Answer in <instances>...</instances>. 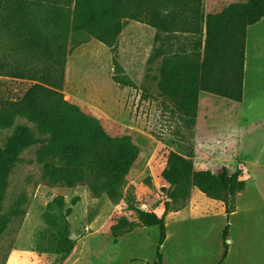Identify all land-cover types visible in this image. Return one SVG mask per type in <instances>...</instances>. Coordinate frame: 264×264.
I'll use <instances>...</instances> for the list:
<instances>
[{"label": "rangeland", "instance_id": "374dc122", "mask_svg": "<svg viewBox=\"0 0 264 264\" xmlns=\"http://www.w3.org/2000/svg\"><path fill=\"white\" fill-rule=\"evenodd\" d=\"M90 1L117 0L78 3L81 6ZM122 1L146 5L145 0ZM245 1L179 0L173 4L177 6L173 13L193 16L198 24L205 21L207 13H219ZM80 6L74 5V0H0V67L6 66L4 72L22 71L27 76L26 80L0 76V102L22 98L34 84L32 79L44 70L32 54L22 52L30 31L39 29L51 35L54 14L73 19ZM155 6L147 15L145 6V24H159L154 15L164 14L161 11L169 7ZM196 35L201 38L200 31ZM129 41L125 36L121 58L89 34L72 31L63 85L67 101L98 118L111 136L130 135L142 148L144 156L128 176L124 195L133 196L142 210L163 215L169 201L164 190L169 185L162 172L172 151L193 155V161L199 157L200 163L210 161L215 169L229 166L244 172L243 163L248 169L247 191L237 198L238 213L231 220L222 211L223 204L197 189L185 209L168 215L163 264H264V20L248 32L244 103L204 97L195 120L173 114L167 104L156 102L155 84H151L150 96L142 95L121 59L143 63L147 52L130 50ZM211 134L226 137L227 145L206 152L210 149L204 142ZM8 136L0 135V145ZM39 148L23 152L9 178L0 215L11 217V223L0 240V264H160L158 228H137L116 240L111 228L120 218L137 221L126 201L114 203L107 196L96 197L87 185H49L38 162ZM228 224V240L232 242L227 241L229 255L223 260V232ZM66 240L73 242L74 249L65 258Z\"/></svg>", "mask_w": 264, "mask_h": 264}, {"label": "trees", "instance_id": "16d2710c", "mask_svg": "<svg viewBox=\"0 0 264 264\" xmlns=\"http://www.w3.org/2000/svg\"><path fill=\"white\" fill-rule=\"evenodd\" d=\"M54 16L53 34L31 30L28 44L22 49V52L35 57L37 65L43 64L42 74L32 79L34 84L22 98L0 102V135L9 134L4 144L0 145V209L9 178L22 153L40 145L38 162L43 166L44 179L49 185L70 188L87 185L96 197L104 195L114 203L125 200L129 211L136 214L137 221L120 218L111 228L113 237L117 240L141 227L158 228L157 259L163 264L162 248L167 241L168 215L185 209L197 189L207 198L223 203L229 220L236 212L238 194L246 190L243 173L240 170L232 172L228 168L219 173L196 171L193 155L172 151L162 173L169 185L164 190L169 199L165 203L164 214L160 217L155 212L138 207L134 197L125 196L124 191L128 186L127 178L142 155V148L130 135L111 136L98 118L67 101L63 85L72 31L89 34L118 57L119 38L124 28L131 21L144 23L145 6L141 2L122 0L112 3L90 1L75 9L73 19L60 13ZM154 18L163 24H196L195 17L184 13H157ZM263 20L264 0L234 3L219 13L207 16L204 58L199 77L201 92L236 103L243 102L248 32ZM5 67H0V76L27 79L22 71H2ZM187 67V58L168 59L162 71L161 84L163 92L176 102L186 117L191 110L193 94L190 88L194 83L192 68L189 71ZM179 75H183L179 81H171ZM10 223L11 217L0 215V240ZM229 236L230 224L223 232V260L229 255ZM64 242L68 243L66 258L73 251L74 244L69 240Z\"/></svg>", "mask_w": 264, "mask_h": 264}, {"label": "crops", "instance_id": "0c3cea01", "mask_svg": "<svg viewBox=\"0 0 264 264\" xmlns=\"http://www.w3.org/2000/svg\"><path fill=\"white\" fill-rule=\"evenodd\" d=\"M81 1L82 0H74V5L77 6L78 4V6H80ZM178 1L179 0H154V1L145 0L146 15L150 9L151 10H153L154 8L156 9L155 4L157 3H160L161 5L164 4L166 6H169L166 10L161 11L164 13V15L174 14L173 12L176 10L177 6L173 4H177ZM175 14H179V13L176 12ZM208 15L209 13H207L206 16ZM163 28H166L167 30L166 31L161 30ZM183 29L186 32L182 31ZM199 31L201 32V38H198L199 39L198 40L196 38L197 36L196 33ZM125 36L128 37L130 40L129 41L130 50H135L136 52L139 51L140 49L141 50L144 49L147 52L146 55L147 58L144 59L143 63L140 62L137 63L136 61L132 62V61H126L125 59H121V64L123 68L128 73L133 83L138 84V86L141 88L142 95H145L146 97L150 96L149 90L151 84H155L158 90V98L156 99L157 100L156 102L159 103L161 101V103L167 104V106L170 109V112H172L173 114L175 113L182 115L183 111L179 110L176 102L171 97L167 96L161 89V84L163 80L162 71L168 59L187 58L188 60L187 69L191 71L192 68V76L194 78V83L190 88V90H192L193 100L190 106L191 110L189 112L188 118L190 120L191 119L195 120L196 115H199L201 112V106L204 97L210 98L215 96L209 93L201 92L199 90L200 68L204 58V49H205V41H206V19L203 22H200L198 24L196 23L195 25H190V26H183L180 24H163V23H159L157 25H150L148 23L145 24V23L131 21L126 25L119 38V55L121 56V58L124 57L123 41L125 39ZM190 63L192 64V66L190 65ZM137 74H140L141 77L138 76ZM182 76L183 75L176 76L171 81L175 82L179 78L181 79ZM244 90H245V81H244ZM243 103H244V99L242 103H238V104L240 105ZM225 138L224 137L220 138V136L217 135L213 137V134H211V138H208L204 142V144L210 149V150H206V152L210 153L211 147L216 148L217 146L227 145L226 144L227 141ZM238 141H240V139H238ZM194 147H195L194 151L196 155L199 156L200 151L198 149V145L194 144ZM217 153L219 154V152ZM143 156H144V152H142L139 161ZM198 158L199 157L194 158V164L196 167L195 169H197L196 171H212L213 173H219L220 171H222L223 168H228L232 172L238 171L237 168H230L229 166L215 169L211 167L210 161L200 163L198 162ZM166 166H167V159L163 171L165 170ZM243 166H244V172H242L243 173L242 180L245 182L248 169L245 163H243ZM244 193L242 192L238 194L237 198L243 195ZM237 198H236V212L231 215L229 220H231V218L238 213ZM221 209L223 212H225L224 205L223 208L221 207ZM158 215L160 217L162 216V214H158ZM231 242L232 240H229V243Z\"/></svg>", "mask_w": 264, "mask_h": 264}, {"label": "water", "instance_id": "95a60500", "mask_svg": "<svg viewBox=\"0 0 264 264\" xmlns=\"http://www.w3.org/2000/svg\"><path fill=\"white\" fill-rule=\"evenodd\" d=\"M228 242H229V240H228Z\"/></svg>", "mask_w": 264, "mask_h": 264}]
</instances>
